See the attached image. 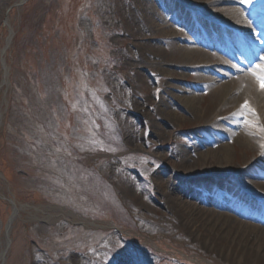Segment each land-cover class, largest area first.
<instances>
[{
  "label": "rangeland",
  "instance_id": "rangeland-1",
  "mask_svg": "<svg viewBox=\"0 0 264 264\" xmlns=\"http://www.w3.org/2000/svg\"><path fill=\"white\" fill-rule=\"evenodd\" d=\"M251 1L257 0L224 5L242 7ZM260 1L252 6L251 18L264 17ZM135 4L0 0V84L4 62L8 68L0 89V251L12 204L19 207L4 264H264V229L251 232L201 214L185 219L164 205L165 191L153 174L160 172L171 191L173 181L178 184L173 169L181 163L177 148L197 142L204 144L202 151L215 148L213 140L228 144L236 173L205 179L211 168L203 169L199 162L201 177L191 181L190 174L182 173L190 185L189 201L200 199L191 187L222 198L242 173L264 183V140L255 126L264 128V122L254 116L250 120L232 101L213 100L204 72L184 68L176 80L169 79L166 64L140 67V10ZM168 13L174 36H197L183 23L186 14L176 4ZM196 23L207 40L226 28L201 14ZM202 42L196 37L192 45L205 48ZM237 42L226 46L233 53L240 47L247 67L259 62ZM152 44L165 47L159 40ZM209 68L210 75L215 68L226 70L223 65ZM177 86L182 91L173 89ZM162 109L174 116L166 117ZM209 118L215 121L212 126L205 123ZM151 121L165 130L160 140L151 135ZM233 129L230 135L224 132ZM243 129L257 130L250 147L239 138ZM243 188L233 190L237 198L247 193L264 203L263 196ZM22 205L32 209H20ZM247 208L227 213L264 227L239 215ZM252 210L264 215V205ZM256 248L261 251L253 257Z\"/></svg>",
  "mask_w": 264,
  "mask_h": 264
},
{
  "label": "bare ground",
  "instance_id": "bare-ground-1",
  "mask_svg": "<svg viewBox=\"0 0 264 264\" xmlns=\"http://www.w3.org/2000/svg\"><path fill=\"white\" fill-rule=\"evenodd\" d=\"M177 8L182 13L186 14L184 22L187 28L193 30V34L197 31V38L205 45V48L198 49L192 44L195 43L196 37L190 38L186 35L182 37L174 36V31L176 29L166 20V16L169 14L170 8L175 4L172 0L166 4L162 0H135V6L140 10L139 19V30L140 35L138 37V42L140 46V51L142 53L141 59L137 63L141 66L152 65L163 67V65H168V77L169 79L180 80L184 73L181 69L191 68L193 70L204 72L208 76L204 79L211 86L212 91L210 96L213 100H217L220 103L223 101H232L237 106L241 107L247 101L248 107L242 108V111L249 115L250 120L252 116L259 118L264 122V88L261 87V83L264 80H257V76L264 77V17L263 18H251L254 8L252 6L260 5L262 1H251L248 3H243L242 7L227 6L228 1H238V0H174ZM169 9V10H168ZM205 15L212 19L221 22L224 27L231 28L233 31L226 32V28L222 30L213 31V37L210 40L207 38L200 37L198 32V25L196 23V17L199 15ZM208 34V30L201 28ZM204 33V32H203ZM186 44H177L176 40ZM163 41L165 47L161 48L159 45L154 46L152 41ZM231 41H238L237 47L241 46L243 48L242 52H246L249 57H258V63H256L251 68L246 66L244 60H242L240 54V47L237 49V53H233L228 49L226 43ZM252 43L248 45L247 42ZM239 53V55H238ZM221 54H224L229 58L226 60ZM210 63V64H208ZM209 65H223L226 70L213 71L214 75H210ZM139 67V68H140ZM174 67V68H171ZM5 75L2 76L0 89L6 84V71L7 66L5 62L3 63V72ZM255 73V75H253ZM201 77V76H200ZM142 78V77H141ZM178 91H182L179 86L173 88ZM185 91V90H183ZM194 100V99H193ZM191 99V102L193 101ZM176 103L175 100H172ZM169 104V103H168ZM251 109V111H250ZM1 102H0V117H1ZM163 115L166 117L174 116L175 112H166L162 109ZM255 113V114H253ZM171 122V121H170ZM215 121L209 118L205 121L206 125L212 126ZM151 135L154 134L157 139H161L165 134V130L160 127L155 121H151ZM238 128V126H235ZM234 130H226L225 134H232ZM239 138L243 146H251L252 137L257 134V130H240ZM258 136L264 140V133L258 132ZM212 145H216L213 149H206L202 151L204 144L201 142L194 143L185 149L177 148L176 156L179 157L181 163L178 167L173 169V175L177 179L176 182L173 181L172 190H167V186L164 184V178L162 174L156 171L153 174L155 180H157L161 185V190L165 191V207L172 208V210L178 215L185 217V219H194L196 214L206 215L209 218H215V221L223 220L226 224L237 225L238 227H247L251 232L256 230H263L261 224H252L245 220H240L228 214L227 211H236L241 208V206L249 205L246 211L239 212L242 217L255 218L258 222L264 223V215L260 212L252 210V206H263L264 203L259 202L257 199L251 200L247 193L240 195L237 198L235 192L237 188L244 190L243 187L250 188L249 190L255 196H263L264 199V183L257 181V179L250 176L241 174L236 178L235 183L230 190H224L222 193V198L210 196V192L202 189L191 187V191L195 192L197 201H189L188 188L190 185L188 181L182 178V173L191 175V181L196 180V177H201L202 172L199 171L197 165L199 162L202 163L203 169L206 166H210L211 170L204 178L210 179L213 176H221L220 179L224 177L227 178L230 175H234L236 172L229 164V152L226 150L228 144H222L219 146L215 140H213ZM264 144V141L262 142ZM264 150V148H263ZM263 158V157H262ZM218 165V166H217ZM204 171V170H202ZM172 186V185H170ZM182 187L185 189L181 192ZM245 191V190H244ZM249 191V192H250ZM214 192V191H213ZM248 192V191H247ZM258 192V193H257ZM198 194V195H197ZM237 194V193H236ZM158 195V194H157ZM159 196V195H158ZM161 198V197H160ZM201 200V202H200ZM207 202L208 206L203 202ZM13 203V202H12ZM223 203V206H219ZM13 205L14 214L16 215L19 211V207ZM223 208L226 212L219 211L217 208ZM20 209H32L28 206L22 205ZM34 210L46 211L44 208L35 207ZM224 224V223H222ZM240 248L239 253H244V249ZM6 246L0 251V264L5 260L7 253ZM260 249L256 248L252 251V256H258ZM235 252V248L231 253ZM250 250L245 252V255L249 256ZM261 257V256H260ZM264 257V256H263Z\"/></svg>",
  "mask_w": 264,
  "mask_h": 264
},
{
  "label": "snow or ice",
  "instance_id": "snow-or-ice-1",
  "mask_svg": "<svg viewBox=\"0 0 264 264\" xmlns=\"http://www.w3.org/2000/svg\"><path fill=\"white\" fill-rule=\"evenodd\" d=\"M261 70L264 71V67H262ZM253 75H255V73H253ZM256 78H257V80H264V77L257 76ZM261 87L264 88V82L261 83ZM246 107H248L247 101H245V103L243 105H241V108H246ZM250 111H251V109H250ZM253 114H255V113H253ZM255 126L259 128L260 132L264 133V128L259 127V125H255ZM261 147L264 148V144H262Z\"/></svg>",
  "mask_w": 264,
  "mask_h": 264
},
{
  "label": "water",
  "instance_id": "water-1",
  "mask_svg": "<svg viewBox=\"0 0 264 264\" xmlns=\"http://www.w3.org/2000/svg\"><path fill=\"white\" fill-rule=\"evenodd\" d=\"M12 219H13V216L10 217V219H9L7 225H6V236L7 237H8V232H9V229H10V222L12 221ZM8 244H9V239L7 240V247H8Z\"/></svg>",
  "mask_w": 264,
  "mask_h": 264
}]
</instances>
